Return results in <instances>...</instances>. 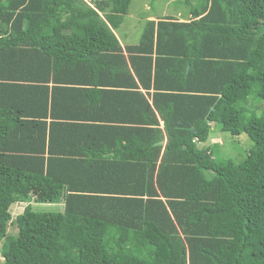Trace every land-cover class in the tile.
<instances>
[{"label": "trees", "instance_id": "1", "mask_svg": "<svg viewBox=\"0 0 264 264\" xmlns=\"http://www.w3.org/2000/svg\"><path fill=\"white\" fill-rule=\"evenodd\" d=\"M131 1L0 0L2 264H264V0H184L123 49Z\"/></svg>", "mask_w": 264, "mask_h": 264}, {"label": "rangeland", "instance_id": "2", "mask_svg": "<svg viewBox=\"0 0 264 264\" xmlns=\"http://www.w3.org/2000/svg\"><path fill=\"white\" fill-rule=\"evenodd\" d=\"M84 1L91 5L90 3H92L93 0ZM192 2L195 4V0H192ZM185 7L184 0H132L128 15L124 16L121 26L127 29L131 28L133 30V34L130 35L131 39L134 38L135 42H139V34L141 33L144 20H147V16H156L164 12L172 14L176 10L182 12L183 9L186 10ZM213 125L214 127L211 128L207 141L205 143H200L198 146L205 149H213V152L220 160L232 159L235 162H239L243 160L253 148L252 141L245 134L230 136L227 133L220 132L217 125ZM207 176H209V174ZM25 205V203H17L16 205L13 204L10 206L9 211L12 221L7 228L8 237L16 235L17 227L14 218L22 213ZM31 207L34 211L38 212H56L62 209L61 205L41 203H31ZM3 241H0V264H2L3 261L1 257Z\"/></svg>", "mask_w": 264, "mask_h": 264}, {"label": "crops", "instance_id": "3", "mask_svg": "<svg viewBox=\"0 0 264 264\" xmlns=\"http://www.w3.org/2000/svg\"><path fill=\"white\" fill-rule=\"evenodd\" d=\"M93 1H95V0H93ZM167 17H172L173 19H177L178 21H184V20L187 21L186 17H188V16L185 14L184 11L180 12L179 10H176L172 14H168V13L164 12L163 14H158L156 16H147L146 19L147 20H153V21L156 22L159 19L167 18ZM147 20H144L143 25H144L145 21H147ZM143 25H142V28H143ZM141 32H142V30H141ZM114 34L117 37V39L119 40V43H120V45H121V47L123 49H124L125 46L136 45L137 42H138V41L135 42L134 41V38L131 39L130 35L133 34V30L131 28H128L127 29V28H124V27L120 26L118 29H116L114 31ZM140 35H141V33L139 34V36ZM139 39H140V37H139ZM124 54L126 55V53H124ZM70 110H72V113L71 114H75V111L72 108ZM57 113L58 114H63V113L64 114H67V111L66 112L59 111ZM160 125L162 126V123L161 122H160Z\"/></svg>", "mask_w": 264, "mask_h": 264}]
</instances>
